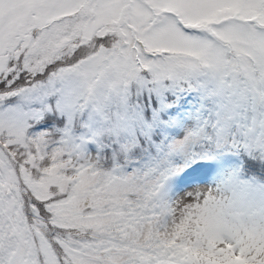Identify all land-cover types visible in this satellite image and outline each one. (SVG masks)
I'll return each mask as SVG.
<instances>
[{"label":"snow or ice","instance_id":"snow-or-ice-1","mask_svg":"<svg viewBox=\"0 0 264 264\" xmlns=\"http://www.w3.org/2000/svg\"><path fill=\"white\" fill-rule=\"evenodd\" d=\"M0 264H264V0H0Z\"/></svg>","mask_w":264,"mask_h":264},{"label":"rangeland","instance_id":"rangeland-1","mask_svg":"<svg viewBox=\"0 0 264 264\" xmlns=\"http://www.w3.org/2000/svg\"><path fill=\"white\" fill-rule=\"evenodd\" d=\"M212 182H213V177L210 176V177L208 178V183L211 184ZM233 259H234L235 261H242V257H240V256H236V257H234Z\"/></svg>","mask_w":264,"mask_h":264}]
</instances>
